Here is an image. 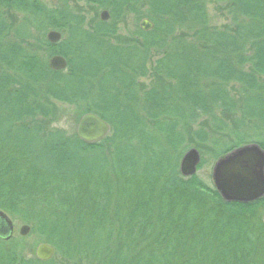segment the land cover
I'll use <instances>...</instances> for the list:
<instances>
[{
    "label": "trees",
    "instance_id": "trees-1",
    "mask_svg": "<svg viewBox=\"0 0 264 264\" xmlns=\"http://www.w3.org/2000/svg\"><path fill=\"white\" fill-rule=\"evenodd\" d=\"M79 1L108 21L62 0H0V210L70 264H264V197L226 203L179 173L189 147L212 163L264 150V0H208L226 29L209 26L207 0ZM55 104L95 114L109 136L86 145L49 127ZM12 243L0 264H55Z\"/></svg>",
    "mask_w": 264,
    "mask_h": 264
},
{
    "label": "water",
    "instance_id": "water-1",
    "mask_svg": "<svg viewBox=\"0 0 264 264\" xmlns=\"http://www.w3.org/2000/svg\"><path fill=\"white\" fill-rule=\"evenodd\" d=\"M17 1V0H12ZM106 11L100 14L102 22L107 21ZM139 27L146 32L153 28L151 22L143 19ZM49 44L55 45L61 40V34L50 31L46 34ZM67 62L62 56L54 55L48 61L51 71H64ZM111 132L110 126L93 113L84 114L77 123L76 137L86 145L102 142ZM200 164L197 150H188L180 160L179 173L184 178L196 174ZM215 191L226 203L249 204L264 197V150L256 144L237 148L223 158L217 160L211 174ZM13 223L0 210V240L9 241L13 234ZM30 232L28 225H22L18 230L20 237H26ZM55 254L54 248L46 243L39 244L35 251L36 258L41 262L50 261Z\"/></svg>",
    "mask_w": 264,
    "mask_h": 264
},
{
    "label": "rangeland",
    "instance_id": "rangeland-1",
    "mask_svg": "<svg viewBox=\"0 0 264 264\" xmlns=\"http://www.w3.org/2000/svg\"><path fill=\"white\" fill-rule=\"evenodd\" d=\"M57 1L58 0H43V3H45L48 7H51L54 6ZM62 1L68 3L72 11L81 14L85 18L86 23H89L90 21L100 20L101 11L95 13L90 7L85 6L79 0H62ZM206 11L208 14L209 26L211 28L226 29L231 26L224 5L215 4L207 0ZM7 18L11 25H15L21 20V16L16 13L9 14ZM116 35L118 37L120 36L125 37L127 35L126 27H124L123 25H119ZM140 82L145 85L148 84L147 80H140ZM55 105L56 108L59 110V113L57 111L56 113L57 119L54 120L49 127H53L55 130L62 131L65 135L75 134L77 123L81 118L80 117L81 113H79V111H77L73 107L67 105H62V104H55ZM190 149H195V148L189 147L188 150ZM199 156H200V161L203 160V164L201 165V168L197 167L195 176H197L200 180L204 181V183L206 184L208 183L211 187H213L211 174H212L214 162L212 163L211 160H209L208 156H206V153H202V154L199 153ZM11 219L13 220V224H14V239H13V243L10 245L13 246V248H15L18 252H20V257L24 260L32 258L33 256L35 257L36 248L39 244H42L43 242L42 239L38 237L36 234L32 233L31 231L26 237H20L18 235V230L23 224L20 223L18 220L14 219L13 217H11ZM53 261L55 264H70L61 260L57 256H54ZM78 263L79 262L76 261V263L74 262L71 264H78ZM79 264H86V263L80 261Z\"/></svg>",
    "mask_w": 264,
    "mask_h": 264
}]
</instances>
